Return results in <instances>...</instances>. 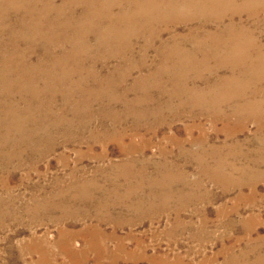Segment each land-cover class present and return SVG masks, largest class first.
Masks as SVG:
<instances>
[{"label":"rangeland","instance_id":"1","mask_svg":"<svg viewBox=\"0 0 264 264\" xmlns=\"http://www.w3.org/2000/svg\"><path fill=\"white\" fill-rule=\"evenodd\" d=\"M199 1L207 2L188 0L186 4L190 5L182 9L184 6L176 1L173 16L147 23L159 29L163 40L151 41L149 33L140 28L136 29L143 36H133L135 29H128L133 26H123L124 34L126 30L131 32L132 54L137 60L143 45L150 42L147 66L142 70L132 68L124 81L117 83L112 97L104 98L100 92L105 90L98 87L89 88L79 101L71 99L70 106L77 108L65 114L68 124L63 126L67 127L55 126L44 118L39 120L38 132L25 142L10 145L2 140L0 264H221L227 255L239 254L241 249H251L245 256L248 263L254 264V253L264 256V73L263 78L247 83L237 73V81L231 83L197 81L196 89L190 88L191 99L184 95L169 97L160 92L156 82H150L153 99L136 103L130 90L131 86L140 88L134 83L137 78L155 69L154 63L162 56L154 54L166 48L163 42L192 49L191 42L181 43L172 34L199 25L203 18L196 6ZM208 2L217 7L214 12L205 3V11L213 18L218 15L224 23L232 18L237 29L243 23L242 33L248 35L218 38L214 44L220 50L227 47L226 43L240 41L238 45H242L250 41L261 47L264 57V0ZM15 5L19 6H0L3 48H16L24 61L35 64L44 53L56 54L68 47L66 41L54 37L46 43L36 37L7 34L5 7L11 19L17 16L11 8L22 9L20 1ZM42 5L36 7L45 8ZM53 8L79 14L82 5L53 0ZM135 21L140 27L141 20ZM215 25L211 22L212 27ZM11 38L16 40L12 42ZM194 39L190 41L201 42L204 37ZM87 41L93 43V39ZM108 41L117 49L126 42L124 38L118 42L114 36ZM166 52L169 54L167 48ZM80 56L77 59L85 55ZM112 59L107 69L122 60ZM255 59L251 57L250 62L257 63ZM212 62L208 61L210 65ZM73 70L69 75H74ZM124 72L122 69L114 77ZM90 76L87 85L97 86ZM232 89L241 92L233 93ZM55 103L60 101L55 99ZM102 107L109 111L101 112ZM239 125L242 127L236 130ZM0 135V139L5 137ZM86 195L90 197L84 200ZM105 195L110 200L133 195L145 199V204L154 202L134 210L116 206L104 220L108 212L100 206ZM153 195L174 197L156 211L153 205L162 200ZM180 195L189 200L179 199ZM85 227L102 232L95 234L93 229L87 236L78 234ZM60 235L68 240L74 256L61 247ZM97 249L103 252L98 254Z\"/></svg>","mask_w":264,"mask_h":264},{"label":"bare ground","instance_id":"2","mask_svg":"<svg viewBox=\"0 0 264 264\" xmlns=\"http://www.w3.org/2000/svg\"><path fill=\"white\" fill-rule=\"evenodd\" d=\"M3 1L7 3L0 4V6L10 5L11 7H18L19 5H15V2L18 3L19 1L22 6V9L15 8L14 10V8H11L17 14L15 18L11 19L7 18L8 10L5 7L6 13H4L3 20H6L5 32L7 34L26 38L36 37L44 40L46 43L50 42L54 37L55 40L66 41L68 47H63L65 49L60 50L56 54L55 52H46L37 61L38 63L33 64L28 60L24 61L23 55L16 48L9 50L5 47L3 48L2 44H0V133L5 136L0 139V145L3 144L2 140L4 138L10 145L25 142L27 137L30 138L31 134L38 132V128L40 127L38 126L39 120L44 118H48L50 124L55 126L67 127L63 126L66 123L68 124L65 120V114L77 108L74 105L70 106L71 99L77 98V101H79L80 98L86 96L89 88L94 89L98 87L100 91L105 90L100 92L104 98L112 97L116 88H118L117 83L124 81L129 72L131 73L132 68L142 70L147 66L146 57L149 53L148 44L150 42H147L148 44L145 43L141 51L138 48L142 56L137 60L136 56L134 57L132 54L134 53L132 51L134 41L132 38L130 39L131 36L129 34L131 32L126 30L124 34L123 26L128 24L133 26V28H128L131 30L135 29L133 36H143V32L140 33L136 29L140 28L141 31L149 33L148 37L151 41L155 38L163 40L159 29L156 30L155 26L148 25L149 22H153L151 21L152 19L164 21L166 15L173 16L176 1L184 6L182 9H186L190 5L186 4L188 0H168V2L165 0H62V3L65 5L75 2L82 5L79 14H75L72 11L66 14V10L63 11L61 9V12L58 8H55L56 10L53 8V0H47V3H43L42 0ZM206 1H199L196 5L202 11L199 14L203 16L198 21L199 25L196 23L194 26L189 27L186 32L179 33L178 31L172 34V38H180L181 43L191 42L192 49L184 50L180 46L177 48V42H175V45H168L165 43L167 41L164 40L163 44L166 46L170 56H168L167 52L168 55H164L166 54V48L162 49V51L160 49L156 50L160 53L154 54L155 57L162 56V58L159 57L157 58L159 60L156 59L157 61L153 62L155 69H149L150 72L145 74L146 76L137 78L134 83L140 85V88L137 85L130 87V90L135 93L134 100L136 103L153 99L150 92L152 82L167 84V86H164L155 83L161 90L160 92L166 93L169 97H181L184 95V97L186 96L191 99L190 92L192 91H190V88L196 89L195 85H197V81L207 84L213 80L214 85H221L237 81V76H240L241 80H244V83L251 82L256 77L263 78L264 57L260 51V46H255L256 44L250 41L238 45L240 41H236L232 45L226 43L227 47L220 50L214 44L215 40L224 35L225 37L230 35L236 36L238 34L247 37L248 35L242 33L243 23H239L238 26L241 29H237L235 26L236 22L232 18L231 22L227 23L222 22V19L219 20L218 15H215L213 18V15L210 14L211 12L205 11L207 8L205 3L210 5L208 7L211 11L215 12L217 7L213 6L215 4L208 2L213 0ZM40 3L45 8H37L36 4ZM52 12L55 13L51 14ZM139 19L141 20V26L136 27L137 22L135 20ZM212 19H217V21ZM211 22H215L216 25L212 27ZM74 23L78 27L73 25ZM46 25L50 26V31L49 26L46 27ZM112 36L118 42L124 38L126 41L124 46L121 45L122 48L119 47L117 49V46H114L115 44L112 45L108 41ZM196 36L204 37V40H199L201 42H198V40L197 42L190 41L191 38L194 39ZM92 39L93 43H88L87 40L90 41ZM10 40L14 42L16 38H11ZM206 44H209V47L208 45L204 47ZM77 55H82L84 58L79 59L78 57L77 59ZM113 57H118L122 60L112 68L107 69V64ZM251 57L256 58L257 63H254L252 60L250 62ZM209 60L213 61L212 65L208 63ZM85 63L86 67H84ZM100 65L101 68L99 67ZM102 68H106L107 70L101 72L100 69ZM72 69H74V75L71 76L69 75L71 73L69 71ZM122 69H125L127 74L123 76L124 72L121 77H114V74ZM205 73L206 75H204ZM234 73H237V76ZM88 75H91L92 82L97 86L89 87L87 85ZM169 81L171 85L168 86ZM38 83H42L39 88H37ZM190 84L192 85L189 86ZM118 92L120 91L117 90ZM231 92H233V89ZM234 92H238L239 94L241 91L234 90ZM123 95H126V93ZM55 99L59 100L60 103H55ZM130 110L134 111L132 107ZM100 111L108 112L109 110L106 107H102ZM137 111L143 112L140 109H137ZM113 119H115V115ZM241 127L242 125H239L236 130ZM11 134L12 136H10ZM132 196L126 195L125 198L110 200L109 196L105 195L100 206L104 207L108 212L104 220L109 218L111 209L116 206L134 210L144 205H152V202H154L153 200H149L145 204L143 203L145 199L139 200V198ZM158 196H160L159 199L162 201L159 204L153 205L156 211L160 210L157 207H160L161 203L174 197V195H153V197ZM180 196L179 199L181 200H189V197ZM88 197L90 196L86 195L84 200ZM93 229L85 227L78 234L87 236L86 233L91 234ZM94 230L93 233L95 234L102 232L98 228ZM60 239V245L64 251H69L74 256V251H71L68 240L62 236ZM90 243L92 245L97 244L94 241H90ZM249 251L251 249H241L239 254H231L226 257L224 255L225 259L223 262L221 261V264H252L246 261L247 257L245 258L250 253ZM97 252L99 254L103 251L97 249ZM85 255L87 257L86 253ZM254 256V264H257V262L264 264V256L260 257L256 253H254Z\"/></svg>","mask_w":264,"mask_h":264}]
</instances>
